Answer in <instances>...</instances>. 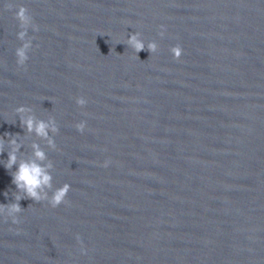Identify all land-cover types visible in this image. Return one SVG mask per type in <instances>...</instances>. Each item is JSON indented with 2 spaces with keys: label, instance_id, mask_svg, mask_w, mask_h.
Instances as JSON below:
<instances>
[{
  "label": "water",
  "instance_id": "obj_1",
  "mask_svg": "<svg viewBox=\"0 0 264 264\" xmlns=\"http://www.w3.org/2000/svg\"><path fill=\"white\" fill-rule=\"evenodd\" d=\"M7 3L40 28L26 71ZM133 32L158 52L138 58ZM20 106L56 118L57 150L21 151L40 143L71 204L0 215V264H264V0H0V136L26 135Z\"/></svg>",
  "mask_w": 264,
  "mask_h": 264
},
{
  "label": "clouds",
  "instance_id": "obj_2",
  "mask_svg": "<svg viewBox=\"0 0 264 264\" xmlns=\"http://www.w3.org/2000/svg\"><path fill=\"white\" fill-rule=\"evenodd\" d=\"M14 7H18V11L15 12V19L19 22L21 29L17 33V38L22 42L21 46L16 49L15 55L18 66L26 71L27 62L30 59L29 52L33 49V40L36 38L29 36V29L39 32L40 28L26 6H17L12 3L5 4V8L8 10H12ZM160 28L159 35L163 37L166 27L160 25ZM126 45L135 51L138 58L141 51L147 50L151 55H154L159 50V45L155 41L146 44L140 32L131 33L127 37ZM36 47H39V45H36ZM170 51L176 60H180L183 55V48L180 45L173 46ZM76 103L83 108L88 101L85 97L80 96L76 99ZM15 113L19 116L20 126L25 130L26 135L6 133L7 139H5V136H0V155L7 151L8 159L5 167L9 171L16 167V171L10 172L13 177L12 183L17 189L14 193L15 202L0 203V215L4 216L6 221L10 218L13 224H20L19 214L25 210L20 204L21 200L29 199L35 203L46 201L53 209L60 207L62 204L70 205L71 201L68 199V194L72 190V186L64 183L62 186L54 188V177L52 175L54 164L48 158L40 143H31L30 148L32 151L30 155H26L21 151L24 147V140L33 134L40 140L45 141L50 149L57 150L54 136L59 134L60 127L56 118L49 116L47 120L38 119L33 112V108L28 106L17 107ZM75 128L83 133L87 128V121L76 123ZM110 164L111 161L106 160L102 166L108 167ZM5 195L7 196L8 193L6 192ZM76 239L81 243L82 254H87V249L83 247V241L79 234H77Z\"/></svg>",
  "mask_w": 264,
  "mask_h": 264
}]
</instances>
